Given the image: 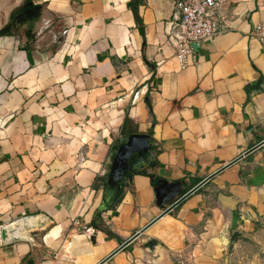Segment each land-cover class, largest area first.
Segmentation results:
<instances>
[{
    "label": "crops",
    "instance_id": "crops-1",
    "mask_svg": "<svg viewBox=\"0 0 264 264\" xmlns=\"http://www.w3.org/2000/svg\"><path fill=\"white\" fill-rule=\"evenodd\" d=\"M177 1L0 0V264H239L252 241L264 248V145L247 155L264 142L250 35L264 0H222L230 30L186 67L168 36ZM128 135L152 137L155 168L98 218ZM159 180L181 184L176 201L200 188L153 223ZM29 216L37 229L4 244Z\"/></svg>",
    "mask_w": 264,
    "mask_h": 264
},
{
    "label": "water",
    "instance_id": "water-1",
    "mask_svg": "<svg viewBox=\"0 0 264 264\" xmlns=\"http://www.w3.org/2000/svg\"><path fill=\"white\" fill-rule=\"evenodd\" d=\"M43 7H35L29 9L19 15L14 20L16 25L19 19L25 16H30L34 13H43ZM264 145V142L256 146L254 149L247 153L250 154ZM155 143L149 135H128L121 137L116 143L109 160L106 164L105 180L106 189L102 201V205L97 212V217L100 218L104 210L110 209L119 199L124 187L130 185L133 186V180L135 175L142 174L144 169L148 167L155 168L154 154ZM153 178V176H152ZM210 180V179H209ZM208 180V181H209ZM181 184H169L165 180H159L155 183V190L157 193V204L164 210L163 214L158 217L153 223L162 217L168 215L178 205H180L186 198L192 193L198 190L195 189L188 195L180 198L176 201V198L180 195ZM151 223V224H153ZM38 227L37 218L29 216L16 220L11 225L3 227L1 232L2 241L4 244L18 243L25 241L27 236ZM148 227H146L147 229ZM144 229L142 232H144ZM140 235L137 234V237ZM136 238V237H135ZM134 239L126 243L132 242ZM150 248L153 253L160 246V243L156 239H150Z\"/></svg>",
    "mask_w": 264,
    "mask_h": 264
},
{
    "label": "built area",
    "instance_id": "built-area-1",
    "mask_svg": "<svg viewBox=\"0 0 264 264\" xmlns=\"http://www.w3.org/2000/svg\"><path fill=\"white\" fill-rule=\"evenodd\" d=\"M230 15L225 13L222 0H178L177 17L171 22L169 41L182 67L194 47L230 30ZM264 50V22L257 24L250 33Z\"/></svg>",
    "mask_w": 264,
    "mask_h": 264
},
{
    "label": "rangeland",
    "instance_id": "rangeland-1",
    "mask_svg": "<svg viewBox=\"0 0 264 264\" xmlns=\"http://www.w3.org/2000/svg\"><path fill=\"white\" fill-rule=\"evenodd\" d=\"M254 244V249L245 250L242 254L239 255L240 263L239 264H264V248L257 242L252 241ZM245 253V254H244Z\"/></svg>",
    "mask_w": 264,
    "mask_h": 264
}]
</instances>
